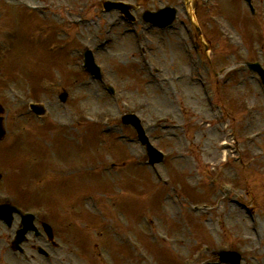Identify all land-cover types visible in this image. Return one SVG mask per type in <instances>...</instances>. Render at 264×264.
Returning a JSON list of instances; mask_svg holds the SVG:
<instances>
[{"label": "rangeland", "instance_id": "obj_1", "mask_svg": "<svg viewBox=\"0 0 264 264\" xmlns=\"http://www.w3.org/2000/svg\"><path fill=\"white\" fill-rule=\"evenodd\" d=\"M80 1L0 0V7L6 10L0 17V31H17L10 55L5 58V76L0 79V102L8 109L17 134L10 149L0 145V165L12 175L0 185V191L17 193L23 205L34 204L48 210L63 243V253L68 254L62 264H151V259L155 264H171L175 253H192L204 243L214 248L218 242L244 248L243 264H264V182L257 172V166L262 168L264 155L263 159L258 157L259 163L254 162L252 172L243 171L236 164L222 169L227 176L234 170L240 172L239 187L255 206L253 225L235 205L241 201L239 194L220 192L213 200L202 172L204 161L215 164L226 155L216 150L218 142L226 137L217 131L216 114L210 111L204 92L215 81L221 83L224 70L218 71V78L213 75L220 65L239 57L253 58V42L260 35L264 20L260 16L252 19L242 0H215L213 12L220 21L234 27L233 34L246 33L241 36L242 47L231 49L224 43L212 47L210 44L218 37L216 31L223 28L217 27L220 21H210L199 9L201 38L197 41L202 54L208 46V57L203 55L202 63L197 64L193 42L187 38L181 21L164 39H156L145 31L146 37L160 40L163 48L145 43L140 35L144 49L136 45L133 32H123L127 25L115 12L100 10L101 0H94L87 13L80 16L81 21L64 11ZM165 1L143 0L140 7L153 8ZM41 3L45 8L35 13H27L21 7H42ZM257 5L260 12L264 11V4ZM193 32L190 31L191 37ZM103 40L107 42L102 43ZM5 46L8 48V44ZM85 46L92 48L102 67V82L81 74L84 70L80 68V52ZM155 69L158 74H154ZM176 74L181 78L173 79ZM235 75V80H244L226 87L230 105L239 110L243 96L250 104H260L254 120L249 122L244 115L236 114L232 121L223 124L241 136L264 127V104L258 81L246 72ZM108 83L116 87V96L106 92ZM62 89L68 92L64 104L56 98ZM211 93L218 100L212 87ZM120 99L129 106H122ZM30 101L45 104L43 126L25 111ZM128 112L139 116L150 141L166 154L158 169L161 179H171L168 184L157 182L145 163L146 154L134 130L120 123V116ZM87 115L97 121L89 122ZM200 119L210 124L200 127ZM246 127L250 129L244 130ZM260 151L264 152V138L254 149L255 153ZM177 155L185 156L184 161L176 162V179L182 183L172 178V162H167ZM231 155L228 151L227 157ZM102 164L104 173L98 171ZM74 168L79 169V177L64 172ZM87 168L94 169L91 174L97 176L88 174ZM173 190L180 195L182 205H216L202 217L191 214L185 206L174 204L175 196L168 195ZM93 204L96 212L92 211ZM117 215L124 216L139 240L142 262L121 242L122 232L117 228L124 225L116 220ZM150 217L157 220L162 231L176 238L167 243L172 249L158 243L162 238L153 242L148 236L150 227L142 219ZM110 223L117 224L116 228ZM95 243L103 250V260L95 255ZM0 259L11 263L6 255H0Z\"/></svg>", "mask_w": 264, "mask_h": 264}]
</instances>
